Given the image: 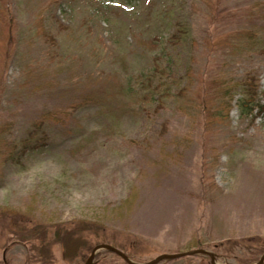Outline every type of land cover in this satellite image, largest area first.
<instances>
[{"label": "rangeland", "instance_id": "obj_1", "mask_svg": "<svg viewBox=\"0 0 264 264\" xmlns=\"http://www.w3.org/2000/svg\"><path fill=\"white\" fill-rule=\"evenodd\" d=\"M178 22L189 34L172 44ZM157 37L155 50L137 43ZM154 58L173 81L159 111L147 84ZM247 74L263 108L243 116L242 91L217 87ZM0 134V264H42L28 221L65 225L73 243L83 230L73 258L52 237L53 264H86L100 244L139 264L198 249L214 264L257 263L264 0H0ZM93 264L129 263L99 250ZM154 264L213 262L200 253Z\"/></svg>", "mask_w": 264, "mask_h": 264}, {"label": "trees", "instance_id": "obj_2", "mask_svg": "<svg viewBox=\"0 0 264 264\" xmlns=\"http://www.w3.org/2000/svg\"><path fill=\"white\" fill-rule=\"evenodd\" d=\"M189 34V30L187 26L181 22L176 24V31L172 36V41L170 43L176 44L180 43L187 35ZM50 46H55V40L53 38H48ZM161 42L160 38H154L150 41L146 40H137L139 46L148 49L155 50L158 48ZM154 71H153V79L147 80L148 87L151 91L160 92V96L158 97V105L155 110L159 111L165 106L164 101L172 97V89L170 81V76L167 75V70L160 66L157 58L153 59ZM188 75L186 77L188 78ZM154 78L158 79V83L156 86L154 85ZM190 85L180 84L178 86V90L175 94L177 99H185V96L189 92ZM240 89L241 98L238 100V108L241 112V115H251L256 109L262 110L263 108L260 104V99L258 97L259 93V82L253 75L247 74L240 81L233 82V80H229L228 82H222L218 85L217 91L221 93V97L231 93L233 90ZM233 101V96H231L230 102ZM78 106L75 107V109ZM42 126V125H41ZM41 126H39L41 128ZM38 127V128H39ZM1 136V134H0ZM29 139H23L21 141L16 142L17 147L24 148L28 143ZM6 143V141H5ZM26 150V148H25ZM1 156V155H0ZM138 190L134 188L131 194L125 199L124 205L126 206L125 213L128 212L127 207L130 209L132 205H134L137 199ZM86 227V233L92 232L93 227L91 223H87L84 225ZM25 228V242L30 244L31 250L33 252L32 256L35 258L38 256L43 259L42 264H53L52 261V246L57 242H54L57 239L58 242L62 244L63 255L67 254L70 258L78 256L79 250L86 247V242L83 240V230H80L78 227V231L76 233L75 242L73 243L72 237L68 236L70 232H68L67 226L63 225L61 228L58 226L49 225L46 223L39 222H27L24 226ZM52 237H57L53 240ZM60 239V240H58ZM53 240V241H52Z\"/></svg>", "mask_w": 264, "mask_h": 264}, {"label": "water", "instance_id": "obj_3", "mask_svg": "<svg viewBox=\"0 0 264 264\" xmlns=\"http://www.w3.org/2000/svg\"><path fill=\"white\" fill-rule=\"evenodd\" d=\"M101 249H104V250H109L111 252H114L116 253L117 255H119L120 257H122L127 263L129 264H139V263H135L133 261H131L123 252H121L119 249L111 246V245H108V244H101V245H97L91 252L89 258H88V261H87V264H93V259H94V256L96 254V252L98 250H101ZM200 253H203V254H207L210 256L213 264H214V256L207 252L206 250L204 249H198V250H190L188 252H182V253H176V254H162L160 256H158L157 258H155L153 261L151 262H148L146 264H154L155 262L157 261H160V260H163V259H174V258H178V257H182V256H186V255H194V254H200ZM264 262V254L262 255V257L260 258V260L255 263V264H262Z\"/></svg>", "mask_w": 264, "mask_h": 264}]
</instances>
